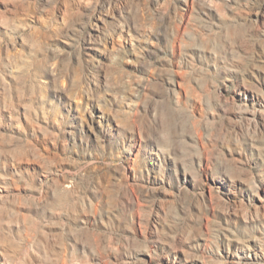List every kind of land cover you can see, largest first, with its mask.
Masks as SVG:
<instances>
[{"label": "rangeland", "instance_id": "obj_1", "mask_svg": "<svg viewBox=\"0 0 264 264\" xmlns=\"http://www.w3.org/2000/svg\"><path fill=\"white\" fill-rule=\"evenodd\" d=\"M0 264H264V0H0Z\"/></svg>", "mask_w": 264, "mask_h": 264}]
</instances>
